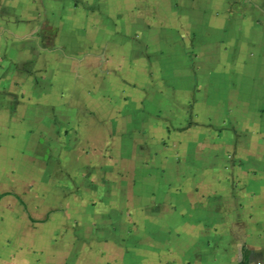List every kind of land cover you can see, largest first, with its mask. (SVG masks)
<instances>
[{
    "label": "rangeland",
    "instance_id": "374dc122",
    "mask_svg": "<svg viewBox=\"0 0 264 264\" xmlns=\"http://www.w3.org/2000/svg\"><path fill=\"white\" fill-rule=\"evenodd\" d=\"M152 2L0 3V195L10 193L0 199L2 264H239L243 245L251 252L250 264H264V103L242 89L247 73L264 77L261 0H247V5L238 0L242 8L232 4L234 11L240 9L232 17L238 29L234 41L222 40L212 53L203 47L202 60L199 47L184 46L183 31H168L169 55L182 60L187 72L185 95L174 97L168 117L158 115L166 118L164 128L159 125L151 139L141 134L146 140L138 142L134 156L104 155L69 137V131L59 135L50 129L38 136L8 128L6 106L12 100L7 89L18 95L22 83L26 89L19 96L33 104L34 88L48 91L55 66L74 72L94 67L85 58L62 64L61 56L107 40L108 51L91 52L121 72L128 64L122 54L135 42L150 46L161 39L162 32L150 25ZM178 2L171 0L173 7ZM24 33L26 40L19 38ZM248 39L250 49L243 45ZM248 54L259 56L251 68L242 59ZM18 60L26 68L22 76L11 70ZM171 65L178 70L177 63ZM157 66L148 69L151 76L155 70L150 80L155 88L162 85V65ZM171 82V92L179 90L177 80ZM165 147L181 153V159L152 157L154 149L158 156ZM149 167L169 171L152 175ZM163 173V193L138 184L149 177L160 181ZM48 211L49 220L40 222Z\"/></svg>",
    "mask_w": 264,
    "mask_h": 264
},
{
    "label": "crops",
    "instance_id": "0c3cea01",
    "mask_svg": "<svg viewBox=\"0 0 264 264\" xmlns=\"http://www.w3.org/2000/svg\"><path fill=\"white\" fill-rule=\"evenodd\" d=\"M9 1L0 0V3L5 5ZM154 1L151 5L153 16L149 15L152 17L150 19L153 22L150 25L154 26L157 31L162 32L161 39L157 38L150 46L142 45L140 47L139 43L135 42V45L129 51L130 53L127 55L122 54V56L128 58L125 60V63L128 64L121 72H115L114 68H108L106 63L108 58H105L103 63L100 61L101 58L94 56L96 55L95 52H91L99 49L97 47L105 48L108 51L111 44L107 40L101 44H89V49L86 52L83 50L81 54L59 56L62 64L76 62L78 58H85V61H88L89 65L94 64V67L89 70L74 72L68 67L55 66L51 71L52 85H49L48 91L39 86V88H34L38 99H35L33 104L23 102L21 96H19L21 95L19 91L26 89L24 85H21L22 83L18 87V95L15 90L7 89L6 93L11 96L12 100L11 104L6 106L11 116H9L11 122H7L8 128H16L27 134L33 130L35 135L38 136L47 135L51 131L50 129H55L59 135L66 134L69 131V137H76L92 147H97L99 152L104 155L134 156L138 150V142L146 140V138L141 137V134L146 132L149 139H151L159 125L164 128L167 125L165 124L166 118H158V115L166 113L168 117L167 112L172 106L171 102H177L174 97L185 95L182 88L186 78L184 74L187 72L180 67L182 60L178 58H173V60L169 55L172 45L167 34L168 31L171 29L179 31V33L183 31V34H180L182 37L184 36L181 39V41H184V46L199 47L201 49L200 60H202L203 47H210L212 53L213 48H220L225 42L234 41L238 29L232 21V17L240 9L234 11L235 7H232V4H237L236 7L238 8L247 5V0H244L245 5L244 3H238V0H179V6L173 7L171 0ZM259 4L262 5L261 11L264 16V0H261ZM155 8L158 10L154 11ZM155 12L156 15L162 13V17L156 18L154 16ZM262 30H264V26ZM241 31L246 32L245 28H242ZM25 36L24 33L19 38L23 37L26 40ZM222 40H225V42ZM249 40H247L248 42L244 41L243 44L248 49L251 48ZM62 43L64 47L68 48L70 46V42L65 41ZM226 45L229 46V44ZM260 45L264 46L262 42ZM125 52L122 51L121 53ZM255 57L250 54L246 57L243 56L242 59L246 60L247 68H251V64L259 58V56ZM98 61L99 67H97ZM211 61H213L211 63H216L213 58ZM22 62L23 66L21 65ZM18 63L19 65L15 67L11 64V70L14 71V74L16 71L19 76H22L26 72L24 61L18 60ZM156 63L159 67L162 65L163 69V73L158 74V77L162 78V85L159 88H155L150 81L155 76V70H153L152 76L150 71L156 67ZM172 63L178 64V70L174 66L172 67ZM148 69L151 70L148 71ZM96 70H100V73ZM253 76L254 74L251 75V72L246 74L242 89L245 90V94L255 95V97H258L259 102L264 103V77L258 74L253 79ZM171 78L177 80V83L174 82V86L179 88V90L175 89L173 93L171 92ZM44 96L50 98L49 102L41 99ZM158 97H160L159 100H157ZM160 110H162V113ZM13 119L14 123L12 124ZM10 129L8 130L12 132ZM161 137L167 141L165 134H162ZM88 150L91 153L93 151L89 148ZM159 151L161 154L159 152L156 156L157 150L154 149L152 157H161L165 161L168 160L167 158L181 159V153L176 151L173 154L167 147L164 148L163 153L162 150ZM93 152L95 153V151ZM149 168L152 175L169 171L165 167ZM177 170L178 168H176ZM162 176V181L151 180L153 178L149 177L146 182L141 181L140 183L139 180L138 184L148 192L159 190L162 192L166 185L164 178L167 174L163 173ZM8 194L10 193L0 195V199ZM51 214L52 211H48L45 218L40 222L48 221ZM167 236L170 237L169 234ZM160 237H165V234ZM243 247L244 245L242 249ZM170 252H172V249H170ZM0 264H2L1 261Z\"/></svg>",
    "mask_w": 264,
    "mask_h": 264
},
{
    "label": "trees",
    "instance_id": "16d2710c",
    "mask_svg": "<svg viewBox=\"0 0 264 264\" xmlns=\"http://www.w3.org/2000/svg\"><path fill=\"white\" fill-rule=\"evenodd\" d=\"M250 250L247 246H244L242 249V260L240 264H250Z\"/></svg>",
    "mask_w": 264,
    "mask_h": 264
}]
</instances>
